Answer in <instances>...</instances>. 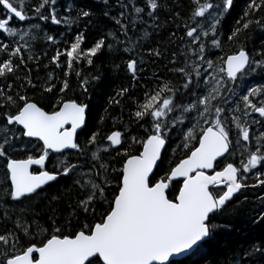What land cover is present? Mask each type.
<instances>
[{
  "label": "snow or ice",
  "instance_id": "1",
  "mask_svg": "<svg viewBox=\"0 0 264 264\" xmlns=\"http://www.w3.org/2000/svg\"><path fill=\"white\" fill-rule=\"evenodd\" d=\"M233 3L186 0L180 12L172 0H96V10L0 0V264H184L176 258L214 237L238 194L264 190V83L238 91V81L264 80V46L211 58L222 35L243 44L253 26L264 30V0H249L225 35ZM97 10L110 26L87 45ZM53 26L73 38L48 57L39 41L61 43ZM106 53L127 83L108 94L111 127L93 131ZM73 75L83 100L65 98Z\"/></svg>",
  "mask_w": 264,
  "mask_h": 264
},
{
  "label": "trees",
  "instance_id": "2",
  "mask_svg": "<svg viewBox=\"0 0 264 264\" xmlns=\"http://www.w3.org/2000/svg\"><path fill=\"white\" fill-rule=\"evenodd\" d=\"M172 2L178 5L176 8L177 11H184V3H186V0H172ZM76 3L96 10V0H76ZM248 3L249 0H234L233 7L229 10V13L225 14L224 24L221 26V30L225 35L231 34V30L236 27V20L243 16L244 11L248 7ZM93 21L94 23L85 31L87 45H91L94 40L103 35V32L110 26V22L100 16L98 10L97 14L93 17ZM169 27H174V25L169 22V24L161 30L159 36L156 37L157 41L163 39L166 42ZM53 29L54 31L49 34L56 36V39L61 42L60 44L45 45L43 40L39 41L40 45H42L39 51L42 52L46 50L48 52V57L54 55L57 47H62L67 40L73 38L72 35H64L67 30L63 26H53ZM81 30L83 29L80 27H74L72 31L74 33ZM241 38L243 39V35ZM221 43L223 45L220 49L226 53H235L241 46L245 47L249 52H252L254 49L258 50L264 46V30L253 26L248 32L247 39L244 40L243 44L230 43L226 38H221ZM48 57H45L44 60L41 61V65L48 61ZM96 63L107 75V81L103 86L92 90V98L90 101L91 112L88 118L92 121L91 127L93 131L96 130V128L107 131L112 124L111 117L105 113L108 94L113 92L114 88L119 87L121 83L127 82L123 79L124 65L119 59L110 58V54L106 53L104 56L100 57ZM114 63L121 64L122 70L119 73L112 70ZM33 67H35L34 64ZM146 67L148 74H150L152 66L147 65ZM53 68H55V66L51 64L48 68L41 66L40 79L43 80ZM83 68L87 75L90 70L86 65H84ZM158 71L163 73L165 71L164 65H160ZM55 74L59 77L60 71L57 69ZM33 75L35 76V73H33ZM251 78L253 81H262L261 77L258 76ZM69 79L71 88L65 93V98L76 99L79 97L80 100H83L84 97L79 94V89L77 88L78 81L76 77L73 75L69 77ZM72 89H75V91ZM142 90L143 88L141 87L137 94L139 95V92ZM29 94L32 95V90L29 91ZM34 98L39 100L47 110L49 105L47 99H41L39 92L35 93ZM109 111L112 116L119 114L118 108L110 109ZM125 111L127 112V109ZM101 117H105L103 125L100 123ZM133 128H135V125H133ZM133 151H135V148ZM29 154H32V151H30ZM36 154H39V152L37 151ZM116 166L120 167L121 165L117 164ZM238 195L239 198L235 200V203L229 208L228 212L223 216H218L217 219L213 221V223L223 225V227L217 230L214 237L209 240L199 252L194 255L190 254L188 257L182 259L181 261H184V264H241L242 261L246 262V264H264V255L260 253L250 255L254 248L264 246V222H253L254 219H258L259 216L264 215V202L260 199L264 197V190H249L247 194L241 193ZM241 195H245L247 199H241Z\"/></svg>",
  "mask_w": 264,
  "mask_h": 264
},
{
  "label": "flooded vegetation",
  "instance_id": "3",
  "mask_svg": "<svg viewBox=\"0 0 264 264\" xmlns=\"http://www.w3.org/2000/svg\"><path fill=\"white\" fill-rule=\"evenodd\" d=\"M221 38H225L223 35L221 36ZM225 44V43H224ZM222 43H221V47H222ZM220 47V48H221ZM220 48L214 49L215 55H213L211 58L216 60L217 62H219V57H226L227 55L230 54H234V53H226L225 51H222ZM259 83H264V80L258 82V81H253L252 78H246L244 81H238L239 84V88L238 91H243V90H247L249 89L251 86H256ZM177 143H179V141H177ZM173 147H175V145H173ZM38 155V154H37ZM169 155H171V150L169 149ZM55 156V155H53ZM178 158V157H177ZM49 167H51V164H49ZM35 168V167H34ZM251 190V189H250ZM249 190H243L242 193L247 194ZM243 196V197H242ZM241 199H247V197L245 195H241Z\"/></svg>",
  "mask_w": 264,
  "mask_h": 264
},
{
  "label": "water",
  "instance_id": "4",
  "mask_svg": "<svg viewBox=\"0 0 264 264\" xmlns=\"http://www.w3.org/2000/svg\"><path fill=\"white\" fill-rule=\"evenodd\" d=\"M142 150V149H141ZM35 167V166H34ZM246 190H250V189H246ZM190 255V254H189ZM188 255V256H189ZM188 256H186V257H188ZM185 256H181V257H177L176 259H178V260H182V259H184V258H186ZM171 259V258H170Z\"/></svg>",
  "mask_w": 264,
  "mask_h": 264
},
{
  "label": "bare ground",
  "instance_id": "5",
  "mask_svg": "<svg viewBox=\"0 0 264 264\" xmlns=\"http://www.w3.org/2000/svg\"><path fill=\"white\" fill-rule=\"evenodd\" d=\"M251 190H255V189H251ZM245 191V190H244Z\"/></svg>",
  "mask_w": 264,
  "mask_h": 264
}]
</instances>
